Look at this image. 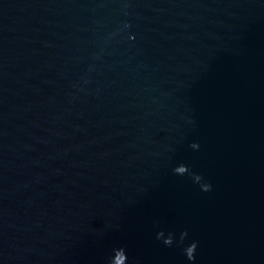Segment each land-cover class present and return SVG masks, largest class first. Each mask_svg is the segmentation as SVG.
Instances as JSON below:
<instances>
[{"label": "water", "instance_id": "1", "mask_svg": "<svg viewBox=\"0 0 264 264\" xmlns=\"http://www.w3.org/2000/svg\"><path fill=\"white\" fill-rule=\"evenodd\" d=\"M0 264H264V0H0Z\"/></svg>", "mask_w": 264, "mask_h": 264}]
</instances>
